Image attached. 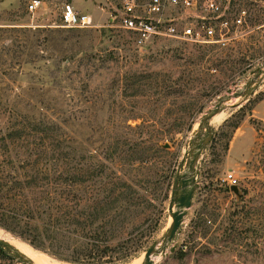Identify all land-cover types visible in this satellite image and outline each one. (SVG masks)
Masks as SVG:
<instances>
[{"label":"rangeland","instance_id":"obj_1","mask_svg":"<svg viewBox=\"0 0 264 264\" xmlns=\"http://www.w3.org/2000/svg\"><path fill=\"white\" fill-rule=\"evenodd\" d=\"M30 2L0 0V198L7 183L29 179L32 166L26 175L21 166L56 158L68 174L103 170L136 182L143 197L128 230L142 235L141 247L116 264L144 260L171 224L170 180L187 169L193 141L209 133L198 135L201 117L264 69V0H234L233 17L246 9V23L224 48L168 40L143 50L110 26L122 0H41L34 12ZM67 3L94 24L63 25ZM239 98L212 122L192 206L155 264H264V74ZM154 135L168 153L153 152ZM0 234L43 264H78L2 226ZM0 264L23 263L0 251Z\"/></svg>","mask_w":264,"mask_h":264},{"label":"trees","instance_id":"obj_2","mask_svg":"<svg viewBox=\"0 0 264 264\" xmlns=\"http://www.w3.org/2000/svg\"><path fill=\"white\" fill-rule=\"evenodd\" d=\"M192 127L193 120L188 128ZM162 141L157 135L150 137L154 153H168ZM58 162L62 160L21 166L26 175L31 165L32 174L27 180L7 183L0 198V226L68 262H126L142 242V235L133 236L128 230L142 203L138 184L104 176L103 170L89 173L78 168L68 174Z\"/></svg>","mask_w":264,"mask_h":264},{"label":"built area","instance_id":"obj_3","mask_svg":"<svg viewBox=\"0 0 264 264\" xmlns=\"http://www.w3.org/2000/svg\"><path fill=\"white\" fill-rule=\"evenodd\" d=\"M233 3L234 0H122L110 26L124 30L140 50L168 40L224 48L238 36L233 27H244L246 23V9L233 17ZM40 4L41 0H31L29 11L34 12ZM61 20L68 27L94 24L89 14L78 12L72 3L64 5ZM224 180L230 185L238 184L232 173Z\"/></svg>","mask_w":264,"mask_h":264},{"label":"water","instance_id":"obj_4","mask_svg":"<svg viewBox=\"0 0 264 264\" xmlns=\"http://www.w3.org/2000/svg\"><path fill=\"white\" fill-rule=\"evenodd\" d=\"M113 21V18L110 19ZM112 40V38H110ZM252 73H256V76L248 80L245 86L240 89L233 91L229 89L226 96H222L219 101L215 104L209 112L203 114L200 119L198 135L202 134L204 129L209 130L206 136H200L198 140H194L193 147L190 150V160L188 162L187 169L180 175L175 177L173 183V189L171 194V201L169 204V211L172 216V222L165 233L160 245H153L149 247L144 256L142 264H155L153 259L154 256L159 255L162 252L167 251L170 244L172 243L177 231L179 230L183 219L188 213V209L192 206L195 190H196V165L200 160L204 147L210 142L212 138L211 121L214 116L224 109V105L242 96H248L250 94L251 87L255 83L256 79L264 74V69L253 70ZM237 106L235 105H232ZM230 190L235 193L237 197V204L242 202V191L238 184L230 185ZM175 250V246L171 247V251ZM0 251L6 253L10 257L17 259L23 264H36L33 260L28 258L26 255L21 253L16 247L10 242L0 238Z\"/></svg>","mask_w":264,"mask_h":264},{"label":"bare ground","instance_id":"obj_5","mask_svg":"<svg viewBox=\"0 0 264 264\" xmlns=\"http://www.w3.org/2000/svg\"><path fill=\"white\" fill-rule=\"evenodd\" d=\"M258 83V82H257ZM237 99H239V101L237 102V103H235V104H239L241 101H242V98H237ZM232 101V100H231ZM228 103V102H227ZM226 103V104H227ZM231 107V106H230ZM222 111H220L219 113H217L215 116H214V118L212 119V121H211V125H212V122L213 121H215V123H219L220 121H222V119L224 118V114L223 113H221ZM172 222V219L170 220V222L169 223H171ZM0 238H1V234H0ZM18 244V243H17ZM13 245V244H12ZM160 245V244H159ZM14 246V245H13ZM18 249L20 250V251H22L23 253H25L27 256H28V258L30 257L33 261H35L36 262V264L38 263V264H43L39 259H37L35 256L36 255H32L30 252H28V251H26V250H24V249H20L19 247H18ZM21 252V253H22ZM167 252V251H166ZM166 252H165V255H166ZM163 253V252H162ZM24 254V255H25ZM161 254V253H160ZM159 254V255H160ZM159 255H157V256H159ZM154 257H156V256H154ZM154 257H153V259H154ZM156 259V258H155ZM157 260V259H156ZM142 261H144L143 260V257L142 258H140V259H137V260H135L134 262H132L131 264H141L142 263Z\"/></svg>","mask_w":264,"mask_h":264}]
</instances>
